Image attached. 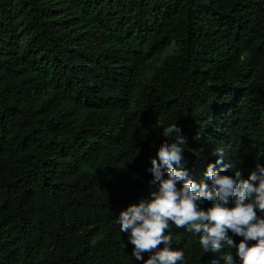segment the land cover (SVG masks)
I'll list each match as a JSON object with an SVG mask.
<instances>
[{
    "label": "trees",
    "instance_id": "1",
    "mask_svg": "<svg viewBox=\"0 0 264 264\" xmlns=\"http://www.w3.org/2000/svg\"><path fill=\"white\" fill-rule=\"evenodd\" d=\"M172 124L209 190L217 150L264 167V0H0V264H143L118 217ZM169 232L180 264H239Z\"/></svg>",
    "mask_w": 264,
    "mask_h": 264
},
{
    "label": "clouds",
    "instance_id": "2",
    "mask_svg": "<svg viewBox=\"0 0 264 264\" xmlns=\"http://www.w3.org/2000/svg\"><path fill=\"white\" fill-rule=\"evenodd\" d=\"M181 132L177 124L163 129L165 141L157 152L158 159H152L148 169L153 176L150 184L156 191L119 213L120 231L129 233V243L134 246L132 256L143 264H180L185 253L171 246L169 228L174 224L197 234L204 253L221 252L227 245L235 249L239 264H264V217L258 214L264 213V167L257 164L247 179L239 170L234 176L225 175L234 164H225L223 151L217 150L214 154L219 159L205 172L211 184L209 190L207 183L197 184L190 179L181 165L182 146L186 144ZM169 137L175 142L168 143ZM205 201L211 202L207 210L200 208ZM229 232L242 237L239 244ZM144 254H148L147 260ZM224 260L236 264L231 254Z\"/></svg>",
    "mask_w": 264,
    "mask_h": 264
},
{
    "label": "rangeland",
    "instance_id": "3",
    "mask_svg": "<svg viewBox=\"0 0 264 264\" xmlns=\"http://www.w3.org/2000/svg\"><path fill=\"white\" fill-rule=\"evenodd\" d=\"M172 44H169L161 53V55L158 57V60L160 61L161 59H163L164 56L169 55L172 52Z\"/></svg>",
    "mask_w": 264,
    "mask_h": 264
}]
</instances>
